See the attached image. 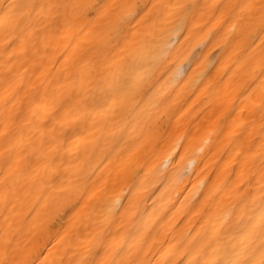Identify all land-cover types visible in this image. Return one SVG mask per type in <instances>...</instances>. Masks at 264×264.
Here are the masks:
<instances>
[{
  "label": "bare ground",
  "instance_id": "obj_1",
  "mask_svg": "<svg viewBox=\"0 0 264 264\" xmlns=\"http://www.w3.org/2000/svg\"><path fill=\"white\" fill-rule=\"evenodd\" d=\"M0 264H264V0H0Z\"/></svg>",
  "mask_w": 264,
  "mask_h": 264
}]
</instances>
